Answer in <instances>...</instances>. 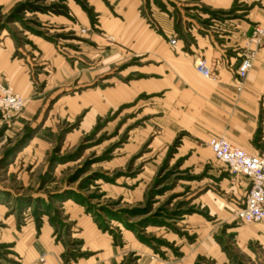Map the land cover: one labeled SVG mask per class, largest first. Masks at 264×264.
Here are the masks:
<instances>
[{"label":"rangeland","instance_id":"374dc122","mask_svg":"<svg viewBox=\"0 0 264 264\" xmlns=\"http://www.w3.org/2000/svg\"><path fill=\"white\" fill-rule=\"evenodd\" d=\"M135 3L131 17L122 0H0V81L21 72L28 93L0 111V264H264V221L235 216L248 180L208 149L222 115L140 44L221 45L261 4ZM257 28L242 58L264 45ZM263 118L252 132L242 118L250 152L264 154Z\"/></svg>","mask_w":264,"mask_h":264},{"label":"crops","instance_id":"0c3cea01","mask_svg":"<svg viewBox=\"0 0 264 264\" xmlns=\"http://www.w3.org/2000/svg\"><path fill=\"white\" fill-rule=\"evenodd\" d=\"M122 2L126 4L125 7L129 6V15L135 17L134 15L137 12L135 9L136 0H122ZM227 2L228 0H216L215 4L217 6H226ZM259 3L261 6L256 8L252 13V23L254 26L248 24V27H242L240 34H238L239 32H233L234 36H228L230 38L224 44H210L207 40H202L203 43L200 42L198 49H195L192 54L187 55L181 51L182 46H180L179 51H172V49L169 50L168 44L157 43L155 46L148 39H142L140 44L158 50L167 60V72L169 75L174 79H178V81L186 83L188 90L197 93L201 102L203 100L207 105L217 107L218 112L222 115L223 124L216 125V131L219 133L225 131L229 138L225 135L222 136L226 137L233 145L248 153L264 156L262 153L250 152L248 149L242 147L247 145L245 139L254 130V125L251 124L258 121L262 111L264 112V45L256 53L254 68L245 81V89L239 93L234 83L236 71L242 61V46L245 42L243 35L253 30L255 25L264 27V0H259ZM99 7L105 12L102 5H99ZM139 25L141 26L139 23L135 25L136 29ZM141 32H143V29ZM228 47L233 48L231 53L226 54L224 48ZM255 47L254 45L251 46L252 49ZM198 56H201L200 58L204 57L207 60L214 79H206L197 72L195 60ZM11 75L14 76V91L22 96H26L28 94L26 92L27 89L22 88L26 82L24 75L18 71H13ZM229 115V125L226 127L225 123ZM245 115L249 121V126H252L249 128L250 132H247L243 127L242 118ZM219 133L215 136L221 135ZM208 149L213 158L218 161L209 146ZM236 177L248 180L247 184L242 181L238 182L241 186L246 187L247 192L251 185L250 179L244 176ZM245 198L246 195L242 201L237 202V210L244 206ZM56 250V248L52 249V251ZM40 254L36 247H32L28 252L27 262L33 263ZM43 255L45 256V260L44 262H40V264H59L53 256L47 259V255L44 253L39 256L38 261Z\"/></svg>","mask_w":264,"mask_h":264},{"label":"built area","instance_id":"2783aa9c","mask_svg":"<svg viewBox=\"0 0 264 264\" xmlns=\"http://www.w3.org/2000/svg\"><path fill=\"white\" fill-rule=\"evenodd\" d=\"M253 39L256 44H260L264 40V29H255ZM170 41L172 46H176V39ZM255 56V50L249 48L236 71L234 83L239 93L245 89V81L254 68ZM196 70L202 77L214 79L206 60H199ZM25 105L26 99L21 94L0 81V111H19ZM208 145L215 158L224 163L231 173L247 177L251 181L244 206L236 212L237 220L245 224L264 221V156L250 154L230 143L224 136H213ZM44 260L45 258L42 257L41 261Z\"/></svg>","mask_w":264,"mask_h":264}]
</instances>
